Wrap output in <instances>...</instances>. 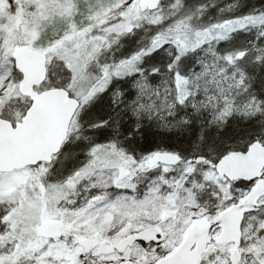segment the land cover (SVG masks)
I'll return each instance as SVG.
<instances>
[{"label":"snow or ice","instance_id":"obj_1","mask_svg":"<svg viewBox=\"0 0 264 264\" xmlns=\"http://www.w3.org/2000/svg\"><path fill=\"white\" fill-rule=\"evenodd\" d=\"M0 264H264V0H0Z\"/></svg>","mask_w":264,"mask_h":264}]
</instances>
